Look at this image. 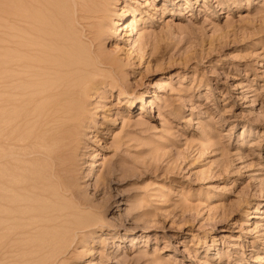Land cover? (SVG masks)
<instances>
[{
	"label": "rangeland",
	"instance_id": "374dc122",
	"mask_svg": "<svg viewBox=\"0 0 264 264\" xmlns=\"http://www.w3.org/2000/svg\"><path fill=\"white\" fill-rule=\"evenodd\" d=\"M76 2L59 17L110 64L60 173L76 195L57 202L73 229L56 264H264V0ZM0 3L18 24L23 0Z\"/></svg>",
	"mask_w": 264,
	"mask_h": 264
},
{
	"label": "bare ground",
	"instance_id": "6f19581e",
	"mask_svg": "<svg viewBox=\"0 0 264 264\" xmlns=\"http://www.w3.org/2000/svg\"><path fill=\"white\" fill-rule=\"evenodd\" d=\"M80 1L75 4L88 12L119 3ZM67 2L23 0L13 8L18 24L0 25V254L19 252L39 264H56L70 242L69 212L57 202L76 194L60 173L78 161L88 98L100 71L95 67L110 64L99 51L82 47L75 23L59 17L72 8ZM41 5L48 9L37 10ZM125 15L118 14L117 25L126 26ZM4 29L20 39L15 45L5 40L6 54Z\"/></svg>",
	"mask_w": 264,
	"mask_h": 264
}]
</instances>
